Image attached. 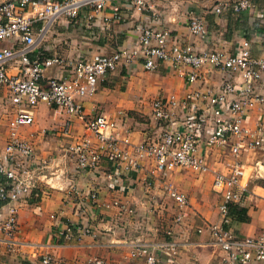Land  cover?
<instances>
[{
  "label": "crops",
  "instance_id": "obj_1",
  "mask_svg": "<svg viewBox=\"0 0 264 264\" xmlns=\"http://www.w3.org/2000/svg\"><path fill=\"white\" fill-rule=\"evenodd\" d=\"M236 1L153 0L150 6L161 16V24L171 31L173 37L192 44L198 51L215 50L234 54L243 41H248L253 56H260L264 50V0H251L254 5L251 11L233 13L228 10L219 15L212 12L217 5ZM113 6L119 8V20L112 18ZM152 14L133 12L117 0L108 3L100 13L83 9L75 20L59 19L52 23L36 49L46 57L67 61L79 56L109 54L123 47L129 48L135 43L133 27L140 22L152 24ZM196 15L202 16L206 23L208 34L205 41L193 38L188 33V21ZM39 28L40 23H37L35 30ZM10 72L15 73V70L11 69ZM182 73L184 70L177 71L170 62L161 63L154 71H145L142 62L138 61L120 65L116 71L98 80L95 93L82 101L84 115L87 119L102 115L116 121L117 129L113 135L122 148L127 146L124 141L129 146L138 145L146 139L155 141L159 129L151 116L153 100L174 95L181 97L201 84L208 88L216 87L223 78L220 72L202 69L198 71L202 82L191 86L184 82ZM44 77L67 79L70 74L66 69L51 66L44 71ZM0 90L2 149L7 143V123L14 109L6 90ZM259 92L264 94V91ZM261 114V110L255 108L247 116L245 126L252 130ZM33 119L31 126L19 129V135L21 139L30 141L34 149V161L30 167L33 176L37 177L34 178L37 196L26 197L20 202L18 228L14 235V240L19 243L18 249L15 253L0 249V264H43V254L51 257L50 264H88L95 257L110 264H145L143 260L129 256V243L144 237L141 206L151 197L158 198L157 201L166 194L165 200L177 209L165 187H171L170 180L189 183L190 177L197 181L193 187L194 196L188 197L186 194L192 209L186 223L192 246L178 249L176 262L162 259L160 264H225L222 260L224 254L211 242L208 227L213 224L222 225L239 238L264 237V179L260 177L264 171V136L261 148L240 157L246 172L251 167L249 165L255 163L251 179L262 182V185L252 181L249 184L247 175L243 179L245 191L236 204L246 211V220L241 221L229 214L226 217L219 214L220 198L212 189L211 176H200L179 168L165 176L155 174L156 177L150 174L152 169L123 172L116 170L108 159L102 160L94 171L77 172L75 157L68 153L69 147L83 138L95 144L94 137L85 130L82 121L45 104L33 109ZM205 151L213 169L226 170L231 160L226 150L207 147ZM257 168L261 171L256 173ZM151 184L154 190L150 189ZM74 190L80 197L74 195ZM90 191L97 193L100 202H118L119 208L98 210L87 201L84 206V195ZM75 224L90 227L92 236H85L79 242H66L57 236L58 231ZM192 224H195L196 231ZM198 230L201 232L198 233Z\"/></svg>",
  "mask_w": 264,
  "mask_h": 264
},
{
  "label": "built area",
  "instance_id": "obj_2",
  "mask_svg": "<svg viewBox=\"0 0 264 264\" xmlns=\"http://www.w3.org/2000/svg\"><path fill=\"white\" fill-rule=\"evenodd\" d=\"M113 1H0V88L6 90L14 109L7 123V143L0 149V249L7 253H15L18 249L19 243L14 240V235L18 228L20 202L26 197L37 196L34 183L37 177L33 176L30 167L34 161V149L30 141L20 138L19 129L34 123L33 109L40 104L55 107L81 120L85 130L94 137V145L83 138L68 149V153L75 157L77 172L94 171L102 160L108 159L116 170L123 172L152 169V176H165L179 168L196 175L211 176L212 189L220 198L218 212L222 217L227 216L230 205L238 204L242 199L246 168L240 157L263 145L264 94L259 91H264V50L260 56H253L250 43L243 41L234 54L198 51L192 44L173 37L171 31L161 24V16L150 6L153 0H117L133 12L142 15L153 12L152 24L140 22L133 27L135 43L129 48L67 61L46 57L36 49L52 23L59 19L75 20L83 9L103 12ZM253 9L251 0H238L217 5L212 12L219 15L228 10L239 13ZM118 13L119 8L113 6L114 20L120 19ZM37 23H40L38 31L35 30ZM187 30L190 36L200 41L207 38L202 16L190 18ZM134 61L142 62L145 71H154L161 63L170 62L177 71L184 70V82L191 86L202 82V76L198 75L202 69L220 72L223 78L216 87L201 84L181 97L174 95L153 100L151 116L159 129L157 139H146L134 146L124 141L127 146L122 148L113 135L117 129L116 121L102 115L87 119L82 101L95 93L96 82L107 73ZM51 66L66 69L70 77L45 78L44 71ZM11 69L15 73H11ZM187 69L190 71L186 72ZM255 108L261 110L262 117L250 130L245 126L246 118ZM207 147L228 152L231 160L225 171L210 166L205 154ZM258 171L260 168L256 173ZM262 172L260 177L264 179ZM165 191L179 209L176 222L184 224L185 211L190 206L187 196L171 187H165ZM73 192L80 197L77 191ZM84 199V206L87 201L98 210L119 208L116 201L100 202L95 191L84 195ZM208 230L212 244L224 254L222 260L225 264H264L263 236L239 238L218 224L210 225ZM57 236L66 242H79L85 236H92V229L75 224L58 231ZM129 247L130 258L143 260L145 264H160L162 259L176 262L179 244L138 240L129 243ZM50 262L51 257L43 254L42 263ZM88 264L110 263L95 257Z\"/></svg>",
  "mask_w": 264,
  "mask_h": 264
},
{
  "label": "rangeland",
  "instance_id": "obj_3",
  "mask_svg": "<svg viewBox=\"0 0 264 264\" xmlns=\"http://www.w3.org/2000/svg\"><path fill=\"white\" fill-rule=\"evenodd\" d=\"M254 165L255 163L252 165H249L251 167L247 168L246 175L248 178V183L250 184V182L252 181V183H257V184L262 185V182L258 181L259 182L258 183L254 181L253 178L251 179V171L253 170L252 166ZM174 170H177V169H174ZM179 170H182V169H179ZM183 171H181V173ZM190 178H191V182L189 183H180L179 182L180 180L178 181L170 180L169 185L181 192H184L185 195L186 194L188 195V197H191V195L194 196L193 187H195L197 181L193 179L192 177ZM150 189H153V190L155 189V187H153V184L150 185ZM164 196H166V194ZM164 196L161 197V199L157 201L156 199L158 198L151 197V199H148L147 202L143 205V207L141 206L140 211L144 217V224L142 226L144 237L139 241H146V242H151V243L174 241L179 244V247H178L179 249L183 248L184 246H187V247L192 246V240L190 239L189 231L186 230L188 229V224L186 226V223L188 222L187 220L189 219V217H191V212H192L191 207L189 206L188 209L185 211L186 216L184 218V224H180L176 222V219H175L177 213L179 212V209L178 208L175 209L174 205L171 204L168 200H165ZM194 225L195 224H192L191 227H194V231H196ZM184 229L186 231L182 232V230Z\"/></svg>",
  "mask_w": 264,
  "mask_h": 264
},
{
  "label": "trees",
  "instance_id": "obj_4",
  "mask_svg": "<svg viewBox=\"0 0 264 264\" xmlns=\"http://www.w3.org/2000/svg\"><path fill=\"white\" fill-rule=\"evenodd\" d=\"M246 211L243 208H240L238 205L236 204H232L229 206L228 209V214L232 217H234L235 219L244 221L246 220V216H245Z\"/></svg>",
  "mask_w": 264,
  "mask_h": 264
}]
</instances>
